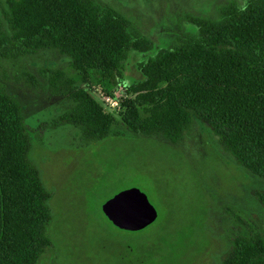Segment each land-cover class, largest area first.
Listing matches in <instances>:
<instances>
[{
  "label": "trees",
  "instance_id": "16d2710c",
  "mask_svg": "<svg viewBox=\"0 0 264 264\" xmlns=\"http://www.w3.org/2000/svg\"><path fill=\"white\" fill-rule=\"evenodd\" d=\"M0 14V57L53 50L69 59L73 72L45 70L48 91L72 102L51 126L72 125L84 143L108 136L112 119L83 88L84 74L98 72L101 92L112 96L128 53L149 51L152 40L95 0H0ZM188 19L194 32L138 63L141 79L119 100L121 119L135 134L174 144L201 122L239 166L264 180V0H228L213 17ZM29 148L22 106L0 85V264H35L51 245L52 192ZM257 197L264 209V191ZM229 243L220 264H264L261 229L233 234Z\"/></svg>",
  "mask_w": 264,
  "mask_h": 264
},
{
  "label": "rangeland",
  "instance_id": "374dc122",
  "mask_svg": "<svg viewBox=\"0 0 264 264\" xmlns=\"http://www.w3.org/2000/svg\"><path fill=\"white\" fill-rule=\"evenodd\" d=\"M95 1L114 6L153 42L147 52L128 53L112 96L101 92L98 72H85L83 88L112 119L111 133L103 139L84 143L72 125L51 126L72 102L48 91L45 70L69 69L67 56L41 50L0 57V85L22 106L28 160L52 192L51 245L35 264H220L231 235L249 228L264 231L257 197L264 180L239 166L201 122L176 144L131 132L121 119L119 100L141 79V60L178 34L195 31L188 15L213 17L228 0ZM132 186L146 193L158 213L137 231L118 229L100 209L103 200Z\"/></svg>",
  "mask_w": 264,
  "mask_h": 264
},
{
  "label": "water",
  "instance_id": "95a60500",
  "mask_svg": "<svg viewBox=\"0 0 264 264\" xmlns=\"http://www.w3.org/2000/svg\"><path fill=\"white\" fill-rule=\"evenodd\" d=\"M100 209L113 226L127 231L147 227L158 215L146 193L135 186L116 191L102 201Z\"/></svg>",
  "mask_w": 264,
  "mask_h": 264
}]
</instances>
